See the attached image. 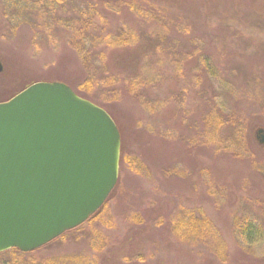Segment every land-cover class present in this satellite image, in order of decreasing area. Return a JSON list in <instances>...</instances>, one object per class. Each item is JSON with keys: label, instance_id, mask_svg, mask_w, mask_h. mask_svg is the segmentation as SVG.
I'll return each instance as SVG.
<instances>
[{"label": "rangeland", "instance_id": "1", "mask_svg": "<svg viewBox=\"0 0 264 264\" xmlns=\"http://www.w3.org/2000/svg\"><path fill=\"white\" fill-rule=\"evenodd\" d=\"M94 10L100 45L85 58L95 40L71 43L59 21ZM126 31V45L102 40ZM0 61V101L36 81L75 92L96 78L86 99L123 132L125 158L120 167V135L118 188L93 221L34 251H2L0 264H264V0H0ZM213 108L230 118L221 147L204 124ZM183 209L207 216L225 253L178 237Z\"/></svg>", "mask_w": 264, "mask_h": 264}, {"label": "water", "instance_id": "2", "mask_svg": "<svg viewBox=\"0 0 264 264\" xmlns=\"http://www.w3.org/2000/svg\"><path fill=\"white\" fill-rule=\"evenodd\" d=\"M255 136L264 143L263 129ZM119 155L111 116L63 82L0 101V252L35 250L83 223L113 189Z\"/></svg>", "mask_w": 264, "mask_h": 264}, {"label": "trees", "instance_id": "3", "mask_svg": "<svg viewBox=\"0 0 264 264\" xmlns=\"http://www.w3.org/2000/svg\"><path fill=\"white\" fill-rule=\"evenodd\" d=\"M48 3L51 4V0H47ZM232 2H235L236 0H231ZM95 14H91L89 17H85L83 13L77 12L75 13V17L73 18H66L63 19L61 21H59V23H62V25L64 26L65 30H71L74 31L76 35H70L68 36L70 38V41H72L71 43H80L81 40H83L85 34L88 32H91V28L95 29L97 27V18L99 17V14L96 10L93 11ZM101 17V16H100ZM64 20H68V22H63ZM166 27H164L165 29ZM127 33V37H121V39H117V38H113L111 35H106L105 37H103V41H105L109 47H114V46H123L126 45L130 42V40L133 38V33L132 32H128ZM88 38L89 40H95V43H93L91 45V48L88 50L87 53L84 52V56L85 58L92 57V51L94 49L95 46L100 45L96 35L93 33L92 34H88ZM76 39H78V41H76ZM105 39V40H104ZM177 72V70H176ZM174 70L172 71L173 74H176L179 77H182V74H178L176 73ZM87 78L84 80V82L82 84H79L78 86H76V94H79L80 96L84 97V98H88L90 100H95L93 91L96 89L97 85V80L96 78H91L89 76H86ZM200 78L199 76H195L194 78V82L198 81ZM16 92H14L13 94H15ZM12 94V95H13ZM8 99V98H7ZM6 100V99H4ZM212 113L217 114V119H215L214 115H206L205 116V126H207L209 128V137L212 138L213 142H215L217 147H221V144L216 142L215 140L218 137V131L223 123V121L225 122L226 120L230 121V118H226L223 119V116L219 113V112H214V108L211 110ZM215 123H214V121ZM213 121V122H212ZM120 135H121V160H120V164L122 167V163L125 161L124 158V135L123 132L120 131ZM215 137V138H214ZM214 138V139H213ZM115 189L118 188V185H115L114 187ZM107 202L104 203V205H102L101 208H99L95 213H93L92 215H90L88 217L87 220H85L83 223H81L80 225L65 231L64 233H62L60 236H58L57 238H55L54 240H57L59 238H62L67 232L69 231H75L80 229L81 227H83L85 224L90 223L91 221H93L97 215L99 214V212L101 211V209L105 206ZM182 213L184 215L181 216V218H179L173 225H172V229L179 234L180 236H178L179 238H185V235L187 234L188 239H191L193 241H198L201 242L202 244H204L210 252L212 253H220L222 252L225 253V244L224 241L222 240L219 231L216 229V227L213 225V223L207 218V216L205 214H203L200 210L197 209H183ZM186 217V220H185ZM241 231H243L242 233H247V236H249V238L254 237V231H253V226L250 224H246L242 227H240ZM183 238V239H184ZM52 240V241H54ZM50 243V242H49ZM46 245V244H45ZM43 245V246H45ZM43 246L37 248L40 249ZM35 249V250H37ZM9 251L11 252H18L20 254L25 253L20 251L17 248H11L9 249ZM34 251V250H32ZM30 252V251H29Z\"/></svg>", "mask_w": 264, "mask_h": 264}, {"label": "bare ground", "instance_id": "4", "mask_svg": "<svg viewBox=\"0 0 264 264\" xmlns=\"http://www.w3.org/2000/svg\"><path fill=\"white\" fill-rule=\"evenodd\" d=\"M120 133V132H119Z\"/></svg>", "mask_w": 264, "mask_h": 264}]
</instances>
